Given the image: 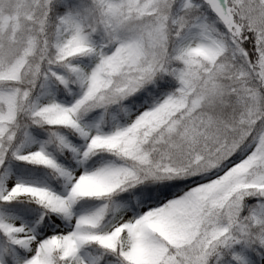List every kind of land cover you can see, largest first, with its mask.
I'll list each match as a JSON object with an SVG mask.
<instances>
[{"label": "snow or ice", "instance_id": "1", "mask_svg": "<svg viewBox=\"0 0 264 264\" xmlns=\"http://www.w3.org/2000/svg\"><path fill=\"white\" fill-rule=\"evenodd\" d=\"M0 264H264V0H0Z\"/></svg>", "mask_w": 264, "mask_h": 264}]
</instances>
